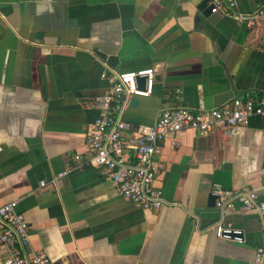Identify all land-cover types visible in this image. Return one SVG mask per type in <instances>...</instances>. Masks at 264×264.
<instances>
[{"label": "crops", "instance_id": "obj_1", "mask_svg": "<svg viewBox=\"0 0 264 264\" xmlns=\"http://www.w3.org/2000/svg\"><path fill=\"white\" fill-rule=\"evenodd\" d=\"M237 1L243 11L264 5ZM209 2L0 0V205L18 201L31 250L59 264H255L264 213L235 201L227 220L245 240L219 238L212 183L264 201V115L232 134L169 136L154 182L168 200L159 209L123 197L85 158L98 97L118 72L155 70L152 93L121 111L132 125L154 124L168 106L264 94V19L239 22ZM6 256L0 246V264Z\"/></svg>", "mask_w": 264, "mask_h": 264}, {"label": "built area", "instance_id": "obj_2", "mask_svg": "<svg viewBox=\"0 0 264 264\" xmlns=\"http://www.w3.org/2000/svg\"><path fill=\"white\" fill-rule=\"evenodd\" d=\"M209 6L213 13L221 12L249 25L264 19V5L253 11H243L237 0H210ZM102 76H106V72ZM141 78L145 81L143 85ZM154 79L152 67L116 73L110 90L98 97L101 115L88 125L85 133L86 163L98 169L123 197L142 209H159L168 203L163 190L154 182L162 168L163 143L169 136L184 130L208 133L215 129L232 134L249 124L252 116L264 115V94H261L235 97L224 105L209 109L168 106L158 112L154 124L132 125L121 116V111L132 97L150 95ZM125 131H132V135L126 136ZM2 150L0 146V152ZM213 193L218 195L216 207L220 211V217L212 224L216 235L221 239L244 242V230L227 217L235 201L260 213H264V201L247 187L232 194L221 190ZM0 246L7 253L5 264H59L45 253L31 250L30 225L19 210L17 200L0 205ZM254 262L264 264V245L256 249Z\"/></svg>", "mask_w": 264, "mask_h": 264}, {"label": "water", "instance_id": "obj_3", "mask_svg": "<svg viewBox=\"0 0 264 264\" xmlns=\"http://www.w3.org/2000/svg\"><path fill=\"white\" fill-rule=\"evenodd\" d=\"M209 11H211V7L209 6ZM215 184H218L219 186H215ZM223 191V192H228V191H232V185L229 181H221L218 179H214L213 183H212V192L214 191ZM218 198V195L214 194L212 196V199L214 201H216V199Z\"/></svg>", "mask_w": 264, "mask_h": 264}]
</instances>
